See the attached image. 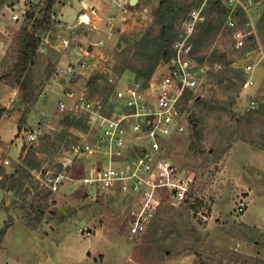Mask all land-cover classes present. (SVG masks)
<instances>
[{
	"label": "rangeland",
	"instance_id": "1",
	"mask_svg": "<svg viewBox=\"0 0 264 264\" xmlns=\"http://www.w3.org/2000/svg\"><path fill=\"white\" fill-rule=\"evenodd\" d=\"M40 1L8 0L7 5H0V38L7 48L0 59V74L6 53L16 54L26 9L29 4ZM82 1L56 0L52 7L58 25L43 35L35 66L39 99L32 112L26 115L22 131L18 126L25 108L19 90L0 82V104L8 109L0 120V124L5 126L0 146L11 150L2 157L0 165L12 174L17 164L29 155L41 166L33 172L39 184L30 183L18 194L0 188V264H40L42 260L45 264H68L71 259L59 255L52 242L44 243L38 238L57 237L63 226L75 238L74 247H79L83 245L80 241L91 239L95 233L92 227L98 223H105V229L111 228L113 232L112 243L103 245L108 256L104 264H123L124 260L125 264H264V230L246 224L247 220L259 217L257 209L260 204L264 207V73L255 77L256 87L246 93L241 91V85L248 76L241 69L244 63L241 58L245 57L247 50L261 46L264 49V28L260 31L256 26V41H246L244 48L247 50L244 53L240 51L243 49L235 48L226 23L207 44H193V58L199 62L198 58L204 57V62L199 63L206 69L199 89L189 98L186 130L167 140L163 152L165 160L175 164L185 176L193 178L192 194L202 205L199 206V202L197 205L166 202L146 231L130 238L123 226L131 209L129 197L123 198L119 193L93 194L90 189L84 188L80 180L89 173L88 166L92 161L88 159L77 160L72 167L62 170V162L74 157L71 149L80 137L77 129L61 123L67 114H60L56 109V91L61 90L60 85L69 84L72 89L86 92L87 81L93 74L113 70L124 59L134 60V52L125 49L124 38L143 34L152 27L151 10L158 0H138L128 12L106 0L114 9L107 17L111 22L106 18L110 26L108 31V27L103 29L101 23L94 24L97 29L93 23H80V15L86 11ZM223 1L231 6L227 0ZM253 1L262 2L257 5L259 12L255 14L258 17L264 12V1ZM88 2L85 7L89 8ZM206 2L204 0L202 6L194 10L202 9L207 20L216 19ZM14 14L19 16L17 20L12 18ZM189 16L177 27L180 36ZM108 32H113L110 40L107 39ZM65 38L71 41V48L60 50V42ZM99 40L102 45L98 47L94 60L98 68L90 67L72 79L58 77L52 82L56 93L50 91L47 96H42L51 76L60 66L74 59L79 60L77 47ZM119 41L121 47H117ZM222 53L227 55L228 61H232L231 68L235 73H230L231 80L219 85L212 83L213 78L206 79V74L209 70L225 68V62H209L213 54L218 56ZM49 61L52 65L48 76ZM262 65L264 63L259 66ZM263 70L258 69L259 74ZM115 76L118 88L135 81L129 71ZM249 98L257 103L254 109L247 110ZM107 103L111 110L113 103ZM39 126L44 128L43 135L34 143L29 142L26 133ZM40 170L44 174L64 173L67 179L57 192H53L41 184L39 177L42 179L43 175ZM246 200L249 204L246 212L238 214L239 203ZM30 202L43 205L45 215L41 221L35 219L36 212L27 210ZM28 215L31 217L27 221L25 216ZM79 229L92 230L93 235L85 237ZM78 264L89 263L81 261Z\"/></svg>",
	"mask_w": 264,
	"mask_h": 264
},
{
	"label": "built area",
	"instance_id": "2",
	"mask_svg": "<svg viewBox=\"0 0 264 264\" xmlns=\"http://www.w3.org/2000/svg\"><path fill=\"white\" fill-rule=\"evenodd\" d=\"M110 1L124 12H128L132 6L131 0ZM228 3L232 6H228L232 12L241 8L247 17L244 23L239 24L229 16L226 23L232 30L235 48L243 49L247 38L256 35L255 13L259 12L257 5L262 2L227 0ZM96 13V8L86 10L80 15V23L91 25L90 15ZM84 14L89 16L88 21L83 19ZM12 18L17 20L19 16L14 14ZM203 19L202 9L191 11L184 33L175 44L173 58L161 65L146 83L135 80L118 88L115 86V74L110 70L105 72L110 74L109 81L114 83L109 100L113 103L111 110L99 94L90 97L85 91L68 87L69 84H59L61 90L58 92L52 83L58 77L72 79L90 67L98 68L94 60L98 47L102 45L100 40L77 47L75 50L79 60L74 59L60 66L42 94L47 96L50 91H56V109L60 114H73L85 119L87 128L84 131L77 130L80 140L71 149L74 157L62 162V170L66 171L77 160L88 159L92 161L88 166L89 173L80 180L84 188L90 189L93 194L119 193L123 198L129 197L131 209L123 226L130 238L145 232L166 202L173 205L197 203L196 196L192 194L193 178L185 176L175 164L165 160L163 145L174 135L186 130L189 120L187 106L191 100L186 102L185 94L199 89L206 69L193 58L191 40L195 25ZM93 27L98 28L94 24ZM112 38L113 32H108L107 39ZM59 47L60 50H69L71 41L62 39ZM246 59L248 61L245 62ZM241 60L244 62L241 69L248 75L241 85V91L246 93L255 86L254 73L256 67L264 63V49L261 46L247 50ZM249 99L245 108L247 110L254 109L257 103L255 99ZM43 132L44 128L39 126L28 131L26 138L34 143ZM41 173V184L53 192H57L67 179L60 172ZM248 205L247 200L240 202L237 213L246 212ZM79 231L85 237L93 235L92 230Z\"/></svg>",
	"mask_w": 264,
	"mask_h": 264
},
{
	"label": "trees",
	"instance_id": "3",
	"mask_svg": "<svg viewBox=\"0 0 264 264\" xmlns=\"http://www.w3.org/2000/svg\"><path fill=\"white\" fill-rule=\"evenodd\" d=\"M7 2L8 0H0V5L5 6ZM55 2L56 0H41L40 3L33 2L29 4L25 12L24 23L20 29L16 54L13 55L8 51L1 64L0 82L4 85L18 88L20 100L25 108V113L22 114L23 116L19 120V131H22L23 125H26V115L32 112L35 103L39 99L40 91H38V84L35 81V66L40 55L39 49L43 42V35L49 30L56 29L58 25L55 18L56 14L52 12V7H54ZM203 2L204 0H192L191 3H186L182 0H158L152 6L151 10L153 17L152 27L143 34H134L136 36L124 38L125 49L129 50L130 53L132 51L134 52V60L124 59L115 65V68H113L114 71H110L116 75H121L123 72L129 71L134 75V80L142 83L149 81L155 74L157 68L169 63L173 58L175 44L181 39V33L177 30V27L186 21L187 16L194 8H200ZM205 4L208 6L209 11L214 12L216 19L207 20L206 17L204 20L197 22L199 26L198 28L195 27L191 40L193 44L198 46L207 44L211 37L219 32L222 25L227 23L229 16L235 18L239 24L247 20L241 8L232 12L223 0H207ZM202 13L205 16V12ZM256 26L260 31L264 28V12L257 17ZM226 28L232 34V30L227 26ZM248 40L256 41L255 35L249 36L247 38ZM121 46L122 44L119 41L117 47ZM246 50L243 48L240 51L244 53ZM194 53L195 47L193 48ZM198 59L200 63H203L205 58L200 57ZM209 62H225V64L223 63L225 68L209 70L206 74V79L207 77L210 80L213 78L212 83L217 82L219 85L232 79L230 73L235 72L231 68L232 61H228L225 53L218 56L213 54ZM51 65L52 62L49 61L47 67L48 76L51 74ZM243 73L241 71V74ZM109 76L110 74L105 72H96L93 74L87 81L86 92L88 96L91 97L99 94L103 97L104 101L109 102L111 92L114 88V83L109 81ZM193 93L194 91L186 92V102ZM7 112L8 109L0 104V120ZM61 123L68 128L77 130H85L87 128L85 119L73 114L65 115L61 119ZM40 167V162L32 161L29 155H26L22 162L17 164L12 174H8L5 167L0 165V177H2L0 188L4 191H14L18 194L19 190L28 184L38 183V180L33 175V171L41 169ZM29 204L27 210L30 209V213L36 212L35 219L41 221L45 215L43 205H38L35 202H30ZM201 205L202 203L199 202V206ZM25 217L28 221L31 216L28 215Z\"/></svg>",
	"mask_w": 264,
	"mask_h": 264
},
{
	"label": "crops",
	"instance_id": "4",
	"mask_svg": "<svg viewBox=\"0 0 264 264\" xmlns=\"http://www.w3.org/2000/svg\"><path fill=\"white\" fill-rule=\"evenodd\" d=\"M89 1V2H88ZM89 3V8L85 7L87 6L86 3ZM84 7L86 10L92 8H96V14L90 15L91 20L93 24H100L103 27H108L106 31L109 30V24L106 21V18L111 16L113 13L112 7H110V4L105 0H83L82 1ZM92 3H96L95 5H92ZM138 3V2H137ZM103 5V7H102ZM5 48V42L0 38V59L4 56L6 52ZM264 69V65L259 66L254 73V79H255V86L256 87V76L257 75H262L264 73V70L261 74H259L258 69ZM258 72V73H257ZM253 87V88H254ZM4 127L2 123L0 124V136L2 135L1 133L4 132ZM16 129V127H15ZM5 146V145H4ZM11 151L10 149H7V147L0 146V163L2 161L3 156H7L8 152ZM0 195H2V192L0 190ZM257 213L259 217L256 220L250 219L246 221V224L248 226L256 227L258 229H263L264 230V207L262 204H260V208L257 209ZM106 225L105 223H98L92 229H94V235L91 237V239H88V241H80L83 243L82 246L79 247H74L73 242H75V238L72 236V233L67 231L66 227H61L57 237H52V236H46V237H41L38 238L39 240H42L44 243L52 242L57 249V253L59 255L69 257L71 260L68 262V264H78L79 262H87L89 264H104L106 261L107 254H105L103 250V245H107L112 243V229L109 228V230L105 229ZM83 237V236H82ZM50 238V240H49ZM86 239L85 237H83ZM82 238V240H83ZM49 240V241H48ZM102 243L101 245H99ZM105 247V246H104ZM50 258V257H49ZM101 258V259H100ZM125 259V258H124ZM49 261H51L49 259ZM40 264H45L43 263V260L41 261ZM125 264V260L124 263Z\"/></svg>",
	"mask_w": 264,
	"mask_h": 264
},
{
	"label": "water",
	"instance_id": "5",
	"mask_svg": "<svg viewBox=\"0 0 264 264\" xmlns=\"http://www.w3.org/2000/svg\"><path fill=\"white\" fill-rule=\"evenodd\" d=\"M137 2H138V0H131V1H130V4H131V5H135ZM59 213H61V212H59Z\"/></svg>",
	"mask_w": 264,
	"mask_h": 264
},
{
	"label": "bare ground",
	"instance_id": "6",
	"mask_svg": "<svg viewBox=\"0 0 264 264\" xmlns=\"http://www.w3.org/2000/svg\"><path fill=\"white\" fill-rule=\"evenodd\" d=\"M83 19L86 20V21H88L89 20V16L84 14L83 15Z\"/></svg>",
	"mask_w": 264,
	"mask_h": 264
}]
</instances>
